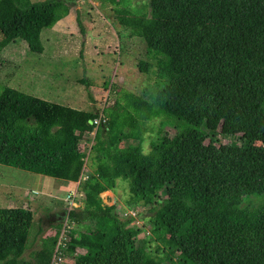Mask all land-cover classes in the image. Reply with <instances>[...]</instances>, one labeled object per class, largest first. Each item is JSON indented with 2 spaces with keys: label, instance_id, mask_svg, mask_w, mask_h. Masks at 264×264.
I'll return each mask as SVG.
<instances>
[{
  "label": "trees",
  "instance_id": "obj_1",
  "mask_svg": "<svg viewBox=\"0 0 264 264\" xmlns=\"http://www.w3.org/2000/svg\"><path fill=\"white\" fill-rule=\"evenodd\" d=\"M95 1L143 40L165 83L151 99L119 90L97 126L89 121L98 113L81 120L75 108L0 84L2 165L76 182L79 141L95 128L82 207L66 211L69 238L25 259L31 211L0 207V264H264V0ZM68 2L0 0V50L20 39L42 53V30L68 13ZM153 117L174 132L158 127L144 153ZM121 120L139 133L124 146ZM217 133L229 140L216 144ZM118 178L134 189L127 205L147 207L149 236L102 203L99 191ZM167 185L175 194L161 197Z\"/></svg>",
  "mask_w": 264,
  "mask_h": 264
},
{
  "label": "rangeland",
  "instance_id": "obj_2",
  "mask_svg": "<svg viewBox=\"0 0 264 264\" xmlns=\"http://www.w3.org/2000/svg\"><path fill=\"white\" fill-rule=\"evenodd\" d=\"M132 2L134 6H140L146 0ZM68 3V13L51 27L42 30V53H30L26 43L20 39L0 50V84L75 108L81 112V120L111 105L119 90L151 99L155 91L164 85L165 78L158 74L157 58L153 59L147 54L143 40L129 36L127 30L116 25L109 6H102L95 0H69ZM140 60L150 63L147 72L138 67ZM120 122L127 135L120 146L136 141L138 131L126 121ZM158 127L169 133L174 132L161 117H153L146 122V129L142 132V152L149 151V144L157 135ZM213 140L218 144L229 138L217 133ZM90 144V139L79 141L84 149V167L88 173L93 168ZM55 182L61 184L53 186ZM75 185V182L0 164V207L26 205L23 203L24 191L29 196L37 197L27 203L26 209L31 211L33 224L23 258L28 259L34 253L51 252V249L55 251L60 240L56 225L60 223L64 226L67 223L66 212L64 216L62 213L70 208L64 198ZM133 190L127 181L118 178L114 189L101 190L98 195L104 205L116 204L121 218H132L129 227L142 230L139 238L143 237L142 234L149 236V228L145 224L147 207H131L126 203ZM174 194L175 191L168 185L160 192L161 197ZM81 207L82 198L73 208ZM155 244L152 237L150 245L153 247ZM68 262L69 259L59 264Z\"/></svg>",
  "mask_w": 264,
  "mask_h": 264
},
{
  "label": "built area",
  "instance_id": "obj_3",
  "mask_svg": "<svg viewBox=\"0 0 264 264\" xmlns=\"http://www.w3.org/2000/svg\"><path fill=\"white\" fill-rule=\"evenodd\" d=\"M105 120V116L102 114V110L98 113V116L95 118V119H93L92 121H90V122H92V123H94L96 126L97 125H99L101 122H103ZM95 129V128H94ZM94 129L91 131V132H89V139H91L92 138V136H93V132H94ZM86 173H87V171H86V169H85V167H84V165H83V168H82V172H81V174H80V177H79V179L75 182L76 183V185H75V188L73 189V190H71V191H68L67 192V194H66V200L68 201V205H69V207L70 208H73L74 207V205L76 206L77 205V201L80 199V198H82V194H81V192L79 191V189H78V187H79V185L81 184V183H83V181H84V179H85V177H86ZM69 208V209H70ZM64 229H65V225L62 227V231L60 232V240H59V242L57 243V246L60 244V242H61V239L62 238H69L67 235H66V233H65V231H64ZM65 233V234H64ZM57 248V247H56ZM53 264H59V262L57 261V260H54L53 261Z\"/></svg>",
  "mask_w": 264,
  "mask_h": 264
},
{
  "label": "crops",
  "instance_id": "obj_4",
  "mask_svg": "<svg viewBox=\"0 0 264 264\" xmlns=\"http://www.w3.org/2000/svg\"><path fill=\"white\" fill-rule=\"evenodd\" d=\"M69 182V181H68ZM71 183V182H70ZM61 183H57V182H55L54 184H53V186L54 185H56V186H59ZM55 189H57V188H55ZM71 191V190H70ZM24 192H26V194H25V197H23V203L24 204H26V205H23V206H20V207H24V208H28V206H27V203L29 202V200H33V199H35V198H37V197H32V196H29L28 195V193H27V191H24ZM32 193L33 192H35V191H31ZM24 195V194H23ZM52 197V196H51ZM64 200L66 201V198H64ZM65 207V206H64ZM66 209H64V211H63V216H64V214H65V211Z\"/></svg>",
  "mask_w": 264,
  "mask_h": 264
},
{
  "label": "water",
  "instance_id": "obj_5",
  "mask_svg": "<svg viewBox=\"0 0 264 264\" xmlns=\"http://www.w3.org/2000/svg\"><path fill=\"white\" fill-rule=\"evenodd\" d=\"M90 122V121H89Z\"/></svg>",
  "mask_w": 264,
  "mask_h": 264
}]
</instances>
